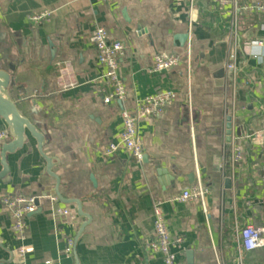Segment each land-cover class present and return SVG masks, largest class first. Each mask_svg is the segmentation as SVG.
I'll list each match as a JSON object with an SVG mask.
<instances>
[{
	"label": "crops",
	"instance_id": "obj_1",
	"mask_svg": "<svg viewBox=\"0 0 264 264\" xmlns=\"http://www.w3.org/2000/svg\"><path fill=\"white\" fill-rule=\"evenodd\" d=\"M190 2L0 0V70L12 78L11 97L44 135L43 151L55 160L62 197L82 202L92 218L76 243L85 220L75 205L50 201L56 180L27 132L30 146L7 156L10 173L0 180V264H19L21 247L27 264H77L76 258L79 264H164L145 248L156 206L171 235L184 240L172 248L176 264H239L236 230L264 224L262 149L245 140L264 117L262 50L252 45L264 40V15L252 10L263 0H194L191 10ZM43 11L52 12L50 21L32 25L29 17ZM99 27L124 44V105L103 103L104 68L91 42ZM160 53L179 56L181 64L154 72ZM161 91L176 99L160 117L139 124L143 161L123 148L106 156L120 140L123 107L132 110L135 101ZM2 132L7 125L0 117ZM234 146L244 150L235 169ZM199 182L208 190L206 213L199 201L177 200ZM19 196L39 200L26 218L25 239L14 234L3 201ZM57 208L72 216L55 215ZM70 239L75 244L67 256ZM243 264H264V251L245 253Z\"/></svg>",
	"mask_w": 264,
	"mask_h": 264
},
{
	"label": "built area",
	"instance_id": "obj_2",
	"mask_svg": "<svg viewBox=\"0 0 264 264\" xmlns=\"http://www.w3.org/2000/svg\"><path fill=\"white\" fill-rule=\"evenodd\" d=\"M190 10L194 6V0H190ZM253 11L264 15V0L262 3L255 4ZM52 12L43 11L29 17V21L34 26H40L50 21ZM91 42L97 51L98 63L104 68V74L100 80L103 94V103L111 105L119 103L124 105L128 100L127 88L120 78L119 69L120 61L124 57V44L120 41L111 40L108 32L104 28H96L91 35ZM252 45L260 48L261 63L264 71V40L255 41ZM181 64L180 57L170 53H160L154 56L153 68L154 72H171ZM230 70L235 71L234 65H228ZM233 89L236 85V79L232 81ZM176 99V95L172 92L161 91L154 95L148 96L143 100L135 101L134 109H127L125 106L120 111L122 120V133L120 140L117 143H111L105 150V155L108 157L114 156L119 149H125L131 157L142 162L144 159V147L139 137L138 126L141 122L160 117L166 107ZM235 100V98H234ZM235 101L233 110L230 113V118L233 122V112L235 109ZM9 140L7 132L0 133V145ZM246 141L256 142L262 149L261 163V183L264 187V117L261 128L252 132L245 137ZM244 161V150L242 146H234L231 157V167L235 169L237 165ZM208 190L199 182L192 188L184 191L179 197V202L199 201L204 212H207L206 196ZM52 204H57L56 196L49 197ZM36 198L19 196L15 198H5L4 204L9 210L10 218L13 222L12 230L19 238L25 239L26 234V218L28 215L34 214L37 211ZM57 216L71 217L69 209H58L55 212ZM235 244L237 248V258L239 264H243V255L256 250L264 251V224L255 225L247 224L242 229H237L235 232ZM184 243L182 238H174L167 226V223L159 206L155 207L153 233L152 238L145 242L147 251L159 254L162 257L164 264H176V255L173 253V246H181ZM74 240L70 239L67 243L66 254L72 255L74 248ZM19 264H27L26 256L27 249L21 247L18 252Z\"/></svg>",
	"mask_w": 264,
	"mask_h": 264
},
{
	"label": "water",
	"instance_id": "obj_3",
	"mask_svg": "<svg viewBox=\"0 0 264 264\" xmlns=\"http://www.w3.org/2000/svg\"><path fill=\"white\" fill-rule=\"evenodd\" d=\"M182 40H184V42L181 41L184 44L188 41V37L184 36ZM11 80L12 78L9 73L0 70V117L6 123L7 133L9 135V140H7L2 146L1 165L3 169L0 173V180L6 179L10 173V169L7 164V156L23 149L25 145L28 147L30 146L29 140L26 136V133L29 132L31 138L37 142L39 154L46 162L48 175L56 180L54 195L63 205H75L77 209V215L82 220H85V222L79 226L78 235L76 237L77 243L83 236L86 228L92 222V218L84 212L82 202L79 200H68L62 197L60 193V178L53 173V169L56 167L55 160L47 157L43 151V148L46 144V139L44 135L39 132L36 126H34L30 120L23 116L17 104L13 101L9 91ZM232 123V119L229 117L226 125L228 143H231L232 141ZM36 206L39 207V200H36ZM188 255L191 256L192 254ZM76 263L79 264L77 258Z\"/></svg>",
	"mask_w": 264,
	"mask_h": 264
}]
</instances>
